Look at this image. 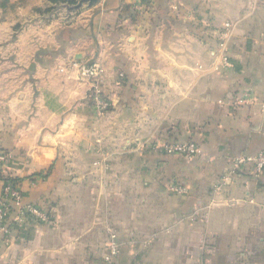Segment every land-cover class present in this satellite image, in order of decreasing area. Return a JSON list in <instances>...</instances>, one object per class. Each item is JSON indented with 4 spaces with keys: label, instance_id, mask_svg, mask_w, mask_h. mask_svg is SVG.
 <instances>
[{
    "label": "crops",
    "instance_id": "1",
    "mask_svg": "<svg viewBox=\"0 0 264 264\" xmlns=\"http://www.w3.org/2000/svg\"><path fill=\"white\" fill-rule=\"evenodd\" d=\"M138 5L0 6V194L18 178L47 215L0 237V264H105L110 244L115 264H264V171L230 168L264 150V0ZM72 61L99 65L105 115Z\"/></svg>",
    "mask_w": 264,
    "mask_h": 264
},
{
    "label": "built area",
    "instance_id": "2",
    "mask_svg": "<svg viewBox=\"0 0 264 264\" xmlns=\"http://www.w3.org/2000/svg\"><path fill=\"white\" fill-rule=\"evenodd\" d=\"M139 0H132V5L139 8ZM224 31L220 32V60L215 69L220 67H229L230 62L227 59V29L229 23H225ZM71 67H75L78 71L80 79L87 80L90 84L89 87V100L92 110L95 115L100 117L106 114L109 108V101L102 92L100 82V67L95 62L77 63L72 61ZM253 99L247 92L243 93L238 99V104L249 103ZM162 152L165 154H176L185 157L188 160L194 159L199 154V147L194 141H174L162 145ZM10 159L8 152L0 149V164H6ZM251 168L256 174L264 171V150L258 151L256 154H239L236 155L231 162V173L240 172L245 168ZM171 190L176 192H183V187L174 183L170 187ZM35 220H47L46 213L38 206L27 203L24 201L22 188L19 183L4 182L0 194V237H10L11 232L14 230V224H22L27 218ZM118 254V248L114 244H110L106 248L103 256L105 264H115L114 258ZM202 264V263H200Z\"/></svg>",
    "mask_w": 264,
    "mask_h": 264
},
{
    "label": "trees",
    "instance_id": "3",
    "mask_svg": "<svg viewBox=\"0 0 264 264\" xmlns=\"http://www.w3.org/2000/svg\"><path fill=\"white\" fill-rule=\"evenodd\" d=\"M51 1H54V2H58V1L64 2V1H66V2H68L70 4V3H74L75 0H51ZM6 2H7V0H2L0 2V4H1L0 6L4 7ZM50 9H52V8L51 7L50 8L47 7L46 11L50 10ZM17 180H19V179L18 178H12V177H7V178L4 179L5 182H12V183H17L18 182Z\"/></svg>",
    "mask_w": 264,
    "mask_h": 264
},
{
    "label": "water",
    "instance_id": "4",
    "mask_svg": "<svg viewBox=\"0 0 264 264\" xmlns=\"http://www.w3.org/2000/svg\"><path fill=\"white\" fill-rule=\"evenodd\" d=\"M88 1L90 4L97 2L98 0H80V2Z\"/></svg>",
    "mask_w": 264,
    "mask_h": 264
},
{
    "label": "rangeland",
    "instance_id": "5",
    "mask_svg": "<svg viewBox=\"0 0 264 264\" xmlns=\"http://www.w3.org/2000/svg\"><path fill=\"white\" fill-rule=\"evenodd\" d=\"M75 2H76V0L74 1V3H72V4H75ZM71 4V3H70Z\"/></svg>",
    "mask_w": 264,
    "mask_h": 264
}]
</instances>
